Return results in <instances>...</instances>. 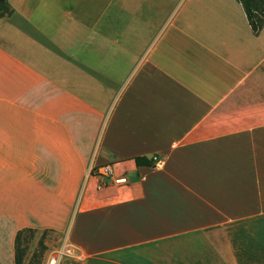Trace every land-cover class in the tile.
Returning a JSON list of instances; mask_svg holds the SVG:
<instances>
[{
    "label": "crops",
    "instance_id": "0c3cea01",
    "mask_svg": "<svg viewBox=\"0 0 264 264\" xmlns=\"http://www.w3.org/2000/svg\"><path fill=\"white\" fill-rule=\"evenodd\" d=\"M23 229L71 264H264V26L238 0H6L0 264Z\"/></svg>",
    "mask_w": 264,
    "mask_h": 264
},
{
    "label": "trees",
    "instance_id": "16d2710c",
    "mask_svg": "<svg viewBox=\"0 0 264 264\" xmlns=\"http://www.w3.org/2000/svg\"><path fill=\"white\" fill-rule=\"evenodd\" d=\"M240 1L244 9L247 13V16L249 18V21L255 31L261 30V28L264 26V0H238ZM6 9V0H3L0 2V16L4 13ZM137 163L143 164V163H152L151 161L143 158V157H137ZM34 229H23L20 230L17 235V264H24L25 257L28 252V245L24 244V241L26 240V234L27 233H34ZM46 233H43L45 235ZM43 242V241H42ZM41 242V243H42ZM46 249V246L41 251L43 253ZM40 253V254H41ZM42 255V254H41ZM34 254L28 264H40L41 260L38 257H35ZM42 259V257H41Z\"/></svg>",
    "mask_w": 264,
    "mask_h": 264
},
{
    "label": "rangeland",
    "instance_id": "374dc122",
    "mask_svg": "<svg viewBox=\"0 0 264 264\" xmlns=\"http://www.w3.org/2000/svg\"><path fill=\"white\" fill-rule=\"evenodd\" d=\"M121 75H116L115 76V92L118 90H120V86H121ZM103 119H101V117H99V121H98V126H102L101 127V131H103L105 129V123H106V119L104 118V122H102ZM102 122V123H101ZM46 234L43 235V233H27L26 234V240L24 241L25 245H28V252H27V257L24 261V264H27L26 262L31 259V257L35 254V257H39L41 260L40 264H46V261L48 259L49 253L53 252V255H56V257H58V251H60V249L62 248V241L59 242V236L57 234H54L52 232H45ZM43 241V242H42ZM42 242V243H41ZM46 243H49L48 245ZM43 245L44 247L46 246V249L43 253H41L42 249H43ZM42 255H41V254ZM42 257V259H41ZM43 262V263H42ZM71 260L69 259L68 256H64L63 260H62V264H71Z\"/></svg>",
    "mask_w": 264,
    "mask_h": 264
},
{
    "label": "built area",
    "instance_id": "2783aa9c",
    "mask_svg": "<svg viewBox=\"0 0 264 264\" xmlns=\"http://www.w3.org/2000/svg\"><path fill=\"white\" fill-rule=\"evenodd\" d=\"M153 159L157 160V162H159L157 156H154ZM105 173L110 174L111 169L109 167H106ZM116 182L117 183H125V182H127V179L126 178H119V179H116ZM74 250L75 249H74V246L72 244H70L69 242H65V244L62 246L60 251L57 252L58 257H56V255L48 256L46 264H62V258L64 256H68V257L74 256V254H75Z\"/></svg>",
    "mask_w": 264,
    "mask_h": 264
},
{
    "label": "water",
    "instance_id": "95a60500",
    "mask_svg": "<svg viewBox=\"0 0 264 264\" xmlns=\"http://www.w3.org/2000/svg\"><path fill=\"white\" fill-rule=\"evenodd\" d=\"M3 0H0V2H2Z\"/></svg>",
    "mask_w": 264,
    "mask_h": 264
}]
</instances>
